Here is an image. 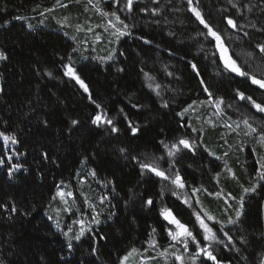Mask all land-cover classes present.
Here are the masks:
<instances>
[{
    "label": "trees",
    "instance_id": "16d2710c",
    "mask_svg": "<svg viewBox=\"0 0 264 264\" xmlns=\"http://www.w3.org/2000/svg\"><path fill=\"white\" fill-rule=\"evenodd\" d=\"M126 4L0 0V264H193L196 245L171 240L164 209L216 257L195 264H261L264 89L225 69L192 9L264 79V0ZM197 214L220 243L204 241Z\"/></svg>",
    "mask_w": 264,
    "mask_h": 264
},
{
    "label": "snow or ice",
    "instance_id": "6c2138e0",
    "mask_svg": "<svg viewBox=\"0 0 264 264\" xmlns=\"http://www.w3.org/2000/svg\"><path fill=\"white\" fill-rule=\"evenodd\" d=\"M132 2H133V0H127L126 7H128L129 10H131ZM189 2H191V0H189ZM233 6H235V5H233ZM192 12L195 15L196 19L199 20V22L204 26V28H206L208 30L206 35L212 37V39L216 42L215 46L219 51L220 59L222 60L225 69L232 72V73H235L237 76L249 78L251 80L252 84L258 85L260 88L264 89V79H257L254 76H249V74L247 72L243 71L241 69V67L237 64V62L234 59H232V57L228 54V49L225 46V44L223 43L222 37L207 24V22L203 19V17L201 16V13L198 10L193 8ZM227 23H228V25H230L234 29L237 27V25L235 24V22L232 19H228ZM121 35H123V33H121ZM260 51L264 52V46H262L260 48ZM5 59H7V57L2 52H0V60H5ZM192 67L194 70L196 69L195 64H193ZM65 74L73 77L76 80V82L78 84H80V86L84 89L85 92L88 91V88H87L86 84L84 83V81L81 80L76 75L74 69L71 66H66V73ZM201 83L203 84L204 82L201 81ZM204 90L206 92H208L207 87H205ZM237 94L241 100H245V99L251 100V97H245L242 92H238ZM209 95H211V93H209ZM220 103H223V101H220ZM253 106L255 107V109L258 112L264 113V107H262L260 104H256L253 102ZM99 107L100 106L97 105V108H99ZM75 123L76 122L73 121V124H75ZM92 123L94 125H97L98 127L100 126L101 123H106L108 126L111 127V131L113 133L118 131V129L115 126H113L112 120L107 119L106 116L102 117L101 115H96L94 117V119L92 120ZM244 124L248 125V121L245 120ZM129 127L131 129L132 134L135 135L138 131L137 127L132 126L131 124H129ZM251 131L255 132L256 129L251 128ZM0 135H2V134H0ZM3 138L6 142L8 140H11L12 143H16V140L14 137L4 136ZM179 144L182 145L185 149H190V147H191L189 144V141L184 140V139H181L179 141ZM172 147H173V149H175V151H179V148L176 145H173ZM121 151L123 152L124 150L121 149ZM168 155L173 156V155H175V152L172 150H169ZM0 163H3V162L0 161ZM141 167L147 169L150 172L155 173L156 176L162 177L163 179H169V177L166 176L164 172L158 170L153 165L142 164ZM261 167L264 168V164H262ZM260 178L264 179V172H262L260 174ZM171 183L175 184L179 188L184 187V183L182 182L179 174L176 175L175 179L171 180ZM251 190L254 191L255 189L253 188ZM244 191L248 192L249 189H244ZM146 203L148 205H151L153 202L151 199H149L146 201ZM242 208H243V202L241 200V209ZM12 210L15 211V209H12ZM161 215L169 224H172L175 226V230L168 229V236L171 238V240L174 243L182 244L185 251L188 250L190 242L194 243L196 245V251L192 257L193 264H195L196 257L200 256L201 254H203L210 261H214V262L216 261V257L213 255V253L211 251H209V249L207 247H202L201 242L197 239V237L195 235H193V232L191 230H189L185 224L181 223L180 220H178L169 209L162 210ZM205 215H207V214H205ZM240 215H241V212L237 211V213H236L237 219L236 220L230 219L228 221V223L229 224H235L237 222V220L239 219ZM208 219L212 220L213 217L208 216ZM196 220L199 222L200 229H202L204 241L215 242V243L221 242L220 239L217 238L216 232H214L213 229L211 227H209V225L207 223H205L204 219H202L199 214L196 215ZM96 222L99 223V221H96ZM220 231H223V226L221 227ZM153 232H155V229H153ZM82 234L83 233H81V235ZM224 236L227 237L229 244L233 243L232 237L227 232L224 233ZM76 239L79 240L80 236L77 235ZM244 242H245L244 240H241V243H244ZM69 246H71V245H69ZM153 246H155V244H153ZM133 251H135V249H133ZM126 259H127V257H125V260ZM176 260L182 262L183 257L182 256H176ZM261 264H264V260L261 261Z\"/></svg>",
    "mask_w": 264,
    "mask_h": 264
},
{
    "label": "rangeland",
    "instance_id": "374dc122",
    "mask_svg": "<svg viewBox=\"0 0 264 264\" xmlns=\"http://www.w3.org/2000/svg\"><path fill=\"white\" fill-rule=\"evenodd\" d=\"M242 56H244L246 59H250V57L249 56H245V55H242ZM254 71H257L258 73L256 74L257 76H260V77H263L264 78V76H261V73L264 75V71H261L260 72V70H258V68H256V69H253ZM257 117V116H256ZM261 117H263V116H260V119L259 118H257L256 120L258 121V122H261L262 123V118Z\"/></svg>",
    "mask_w": 264,
    "mask_h": 264
}]
</instances>
